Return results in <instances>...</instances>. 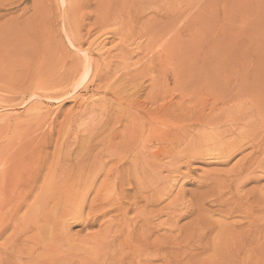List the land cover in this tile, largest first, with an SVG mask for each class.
Instances as JSON below:
<instances>
[{
  "label": "rangeland",
  "instance_id": "obj_1",
  "mask_svg": "<svg viewBox=\"0 0 264 264\" xmlns=\"http://www.w3.org/2000/svg\"><path fill=\"white\" fill-rule=\"evenodd\" d=\"M49 263L264 264V0H0V264Z\"/></svg>",
  "mask_w": 264,
  "mask_h": 264
},
{
  "label": "bare ground",
  "instance_id": "obj_2",
  "mask_svg": "<svg viewBox=\"0 0 264 264\" xmlns=\"http://www.w3.org/2000/svg\"><path fill=\"white\" fill-rule=\"evenodd\" d=\"M83 77H85V72L83 73V75H82ZM82 81V80H81ZM69 96V95H68ZM79 172V171H78ZM77 188V187H76ZM41 257V256H40ZM38 261V260H37ZM49 261V260H48ZM50 264V263H49Z\"/></svg>",
  "mask_w": 264,
  "mask_h": 264
}]
</instances>
